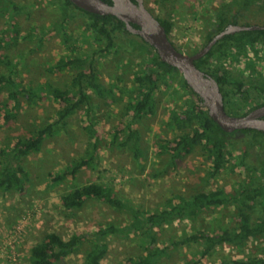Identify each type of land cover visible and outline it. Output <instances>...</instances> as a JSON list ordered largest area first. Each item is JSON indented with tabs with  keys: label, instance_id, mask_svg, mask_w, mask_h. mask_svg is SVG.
I'll list each match as a JSON object with an SVG mask.
<instances>
[{
	"label": "rangeland",
	"instance_id": "374dc122",
	"mask_svg": "<svg viewBox=\"0 0 264 264\" xmlns=\"http://www.w3.org/2000/svg\"><path fill=\"white\" fill-rule=\"evenodd\" d=\"M12 1L21 9L17 12L0 13V31L8 28L9 18L12 16L20 35L27 31L33 34L30 38H19L15 44L0 49V54H6L15 65V79L22 86H36L48 82L52 86L65 89L76 70H48L49 62L68 50L60 32L52 28L59 15L57 7L51 0ZM224 1L228 0H172L165 3L144 0V4L157 18L171 17V42L184 53L192 54L214 35L217 29L216 8ZM3 6L0 2V7ZM238 8L237 6L234 9ZM239 12V23L264 24V9L257 5L240 9ZM67 26L72 36L78 37L72 41L77 52L90 51L97 46L89 39H80V35L88 27L87 19L82 13L76 10L75 17L68 21ZM9 35L8 30L5 36ZM132 38L137 40L135 36ZM233 52L237 58L230 56L225 62L226 69L232 70L238 77L264 74L262 46L246 47L243 53ZM96 59L99 80L104 86L114 83L115 94L99 97L88 90L92 106L90 118L85 115L87 105H84L68 118L63 130L42 140L39 151L22 159V165L28 171L23 192L0 190V264H29L31 246L40 241L47 232H56L63 238H68L74 231L94 230L97 224L106 221L119 225L126 222L128 214L125 211H117L97 200H87L79 209H65L60 196L75 184L92 181L108 183L113 186L118 198L126 199L140 208L153 210L162 206L167 197L176 194L189 196L191 193L217 188L232 193L247 177L246 171L235 165L238 150L228 157L218 176L212 178H207L210 161L201 146L195 147L191 153L173 163L170 162L168 153H159L156 144L158 139H170L180 133L170 132L166 125L170 111L181 108L186 100L176 84L172 87L160 84L156 95L155 114L145 115L138 121L131 122V126L138 131V145L141 150L139 159L134 158L127 147L111 143V132L120 125L121 119L125 124L129 122L130 117H122V114L128 98L137 93L131 85V79L133 73L140 69L141 62L130 57L129 61L126 60L117 67L116 55L97 56ZM215 61L212 59L211 63L214 64ZM252 66L256 67L255 70ZM0 72H7V66L1 61ZM45 93V90L41 92L36 104L21 95L16 114L10 122H5L0 116V148L11 147L16 137H28L35 132L37 126L55 118L54 113L60 104ZM0 101H9L6 89L1 92ZM89 119L95 123L97 133H101L93 165L81 168L74 179L67 178L60 184L52 185L48 173L59 170L74 156L83 155L91 148L86 128ZM230 138L240 147L248 150L251 148V141L246 135L232 134ZM254 149L251 151L255 152ZM236 211L235 207L213 208L204 210L193 221L175 220L172 224L157 229V242L159 245H167L182 236H188L191 228L205 230V233H212L223 227L232 229L237 225L234 217ZM20 222L23 226L16 231L14 228ZM106 243L108 250L102 264H126L127 257L141 249L132 234H111L106 238ZM201 243V240H197L177 248L171 246L168 256L162 257L158 264H184L197 257ZM85 249L87 245L81 246L77 253L57 264H83L82 252ZM250 255H264L262 239L249 241L244 251L230 243L218 245L199 264H233L230 261L247 260Z\"/></svg>",
	"mask_w": 264,
	"mask_h": 264
},
{
	"label": "trees",
	"instance_id": "16d2710c",
	"mask_svg": "<svg viewBox=\"0 0 264 264\" xmlns=\"http://www.w3.org/2000/svg\"><path fill=\"white\" fill-rule=\"evenodd\" d=\"M58 9L57 21L52 28L62 35V41L68 49L66 53L56 60L49 62L48 70L63 72L67 69L76 70L70 84L65 89L52 86L48 82L39 83L36 86L28 84L22 86L15 79V65L6 54H0V61L7 66V72H0V94L6 89L9 101H0V116L5 122H10L16 114L19 105V97L26 96L32 104L38 102V98L45 90L47 97H51L60 107L55 111V118L35 128V132L25 138L16 137L11 147L0 148V190L23 192L28 171L22 165V159L32 152L40 149L42 140L53 137L65 128L68 118L77 110L87 105L85 115H91L92 91L99 97L113 96L114 83L104 86L99 80V71L95 61L97 56L116 55L117 67L130 57L141 62L140 69L132 75V87L137 92L130 96L125 105L122 117H130L128 123L121 119L120 125L111 132L110 142L119 147H127L132 151L133 157L139 159L141 150L138 145V131L131 126V122L138 121L145 115H153L156 112V95L159 85L172 87L177 85L186 96L182 107L172 109L167 116L166 125L170 132L180 131L170 139H158L159 153H168L170 162L182 158L201 146L206 158L210 161V170L207 178L218 176L221 169L228 161V157L238 150L235 156V165L246 171V178L232 193L225 192L221 188L198 191L184 196L176 194L167 197L162 206L153 210L140 208L128 200L118 198L111 184L100 182H87L72 186L60 196L62 205L67 210L81 208L87 200H97L107 204L117 211H125L128 218L125 223L119 225L112 221H106L96 225L94 230H77L68 238H63L56 232H47L40 241L30 248L29 264H57L78 252L81 246L87 245L83 254V264H102V259L107 253L106 238L111 234L136 237L140 250L126 259V264H158L162 257L168 256L171 246L177 248L183 244H191L201 240V248L196 258H191L184 264H199L203 258L209 256L212 250L224 243H230L244 251L249 243L256 239L264 241V157L257 151L256 161L250 160V151L240 147L230 136L232 133L223 131L208 115L207 109L201 103L200 97L195 94L184 81L182 75L172 66L162 62L155 49L145 42L139 35L130 33L123 21L112 15H99L87 12L69 0H51ZM165 3L172 0H157ZM4 6L0 7V13L19 11L21 7L12 0H0ZM258 6L264 9V0H228L222 2L216 8V27H221L228 22V17H233V22L240 15V9ZM239 7L235 10V7ZM82 13L88 22V27L80 39H89L97 46L90 51L81 53L73 46V37L68 30V21L75 17V11ZM7 29L0 31V49L15 44L19 38H30L31 31L20 35L18 25L9 18ZM169 36L173 21L171 17L158 18ZM134 27H137L133 24ZM35 29V27H32ZM31 28V30H32ZM10 31L9 36L5 32ZM131 36V37H129ZM136 37V39L132 38ZM40 43V41H38ZM264 46V30H246L235 34L225 35L206 54L195 61L196 67L204 70L216 79L223 96L224 107L228 113L236 115L238 109L253 103L260 94H263L264 79L261 85L253 87L255 93L249 92L245 87L241 76L232 75L225 68V62L233 54V50L243 53L246 47ZM215 59L212 64L211 60ZM97 63V62H96ZM178 89V90H179ZM175 91V89H173ZM91 148L83 155L74 156L71 161L55 172L48 173L49 182L52 185L60 184L67 178L74 179L76 174L85 166L94 163L96 148L100 142V134L95 129V123L89 119L86 127ZM122 134H125L124 136ZM255 137L257 132H252ZM122 136V137H121ZM256 142V140L254 141ZM254 144V143H253ZM252 144V145H253ZM255 146V144L253 145ZM252 154V153H251ZM237 209L234 216L237 225L232 228H221L212 233L205 230L191 228L187 236L171 241L167 245H159L157 242V229L172 224L175 220L193 221L201 212L213 208ZM233 264H264V255L248 257L247 260H232ZM222 263V264H226Z\"/></svg>",
	"mask_w": 264,
	"mask_h": 264
},
{
	"label": "water",
	"instance_id": "95a60500",
	"mask_svg": "<svg viewBox=\"0 0 264 264\" xmlns=\"http://www.w3.org/2000/svg\"><path fill=\"white\" fill-rule=\"evenodd\" d=\"M73 5L91 13L112 15L123 21L125 28L132 34L139 35L153 47L160 60L174 67L192 91L197 94L207 109L211 119L225 132L243 128L264 131V106L253 109L244 115H231L224 108L223 96L217 81L209 74L196 67L195 61L204 56L214 43L226 34L264 30V25L228 24L216 34L203 48L193 54L182 53L171 42L158 18L143 3V0H69ZM133 24L137 25L134 27Z\"/></svg>",
	"mask_w": 264,
	"mask_h": 264
},
{
	"label": "flooded vegetation",
	"instance_id": "af4514ba",
	"mask_svg": "<svg viewBox=\"0 0 264 264\" xmlns=\"http://www.w3.org/2000/svg\"><path fill=\"white\" fill-rule=\"evenodd\" d=\"M104 1H106V2H108V3H111V0H104ZM134 3H136L137 2V0H132ZM143 3H144V0H143ZM145 5V4H144ZM147 8V7H146ZM241 17V14L236 18V22L234 23L233 22V17L231 16V15H229V17H228V22H226L224 25H222L221 27H216L217 29H216V31H215V33H214V35H212L208 40H207V42L203 45V47L216 35V34H218L221 30H223L228 24H239V25H251V24H249V23H239V18ZM255 24H257V23H255ZM135 25V24H134ZM261 25H264V24H261ZM137 26V25H136ZM238 32H241V31H238ZM238 32H234V33H230V34H235V33H238ZM226 35H228V34H226ZM225 36V35H224ZM223 36V37H224ZM222 37V38H223ZM222 38H220L219 40H221ZM219 40H217L215 43H214V45L219 41ZM213 45V46H214ZM212 46V47H213ZM258 46H262L263 48H264V46L263 45H258ZM202 47V48H203ZM211 47V48H212ZM255 47H257V46H255ZM200 50V49H199ZM196 52V51H195ZM194 52V53H195ZM193 54V53H192ZM205 56V55H204ZM203 57V56H202ZM201 58V57H200ZM199 58V59H200ZM198 60V59H197ZM252 68H253V70H255L254 68H256L255 66L253 67L252 66ZM229 70V69H228ZM202 71H204V70H202ZM230 72H231V74L232 75H235L236 76V74L235 73H233V71L232 70H229ZM205 72V71H204ZM205 73H207V72H205ZM207 74H209V73H207ZM210 75V74H209ZM210 76H212V75H210ZM238 76V75H237ZM252 76V77H251ZM213 78H214V76H212ZM215 79V78H214ZM241 79H242V81H243V83H244V85H245V87H247V88H249L250 86H252L251 88H250V90H249V92H251L252 94L253 93H255V91H254V89L255 88H253V87H256V86H259V85H261V81L264 79V74L263 75H258L257 74V76H255V75H253V74H250V75H248V77H243V76H241ZM216 80V79H215ZM263 86V90H261V91H264V85H262ZM221 92V91H220ZM261 106H264V92H263V94H260L259 95V97L253 102V103H250V104H247V105H245V106H243V107H241L240 109H238V113L236 114L237 116L238 115H244V114H247V113H249L250 111H252L253 109H255V108H258V107H261ZM225 108V107H224ZM225 110H227L226 108H225ZM227 113H228V111H226ZM229 114H231V113H229ZM231 115H234V114H231ZM262 118H264V116L262 117ZM252 132H257V134L258 135H256L255 137H253V135H252ZM230 133H232L233 135H235V134H241V135H246V137L251 141V144H255V146H253V145H251L250 143V145H251V148H249V150L248 151H250L251 153H250V155H252V157L250 156V160L252 161H256V154H254L251 150H252V148H255L254 150L255 151H257L259 154H261L263 157H264V131L263 130H258V129H254V128H243V129H240V130H234V131H232V132H230ZM256 140V142H254ZM243 148H245V147H243Z\"/></svg>",
	"mask_w": 264,
	"mask_h": 264
},
{
	"label": "built area",
	"instance_id": "2783aa9c",
	"mask_svg": "<svg viewBox=\"0 0 264 264\" xmlns=\"http://www.w3.org/2000/svg\"><path fill=\"white\" fill-rule=\"evenodd\" d=\"M180 51H181L182 53H184L183 50H180ZM22 226H23V225H22V222H20L19 224H17V225L15 226L14 229H15L16 231H19V230L22 228Z\"/></svg>",
	"mask_w": 264,
	"mask_h": 264
}]
</instances>
